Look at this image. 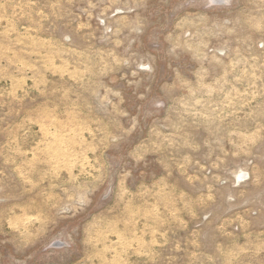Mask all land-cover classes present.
<instances>
[{"label":"rangeland","instance_id":"374dc122","mask_svg":"<svg viewBox=\"0 0 264 264\" xmlns=\"http://www.w3.org/2000/svg\"><path fill=\"white\" fill-rule=\"evenodd\" d=\"M0 264H264V0H0Z\"/></svg>","mask_w":264,"mask_h":264}]
</instances>
